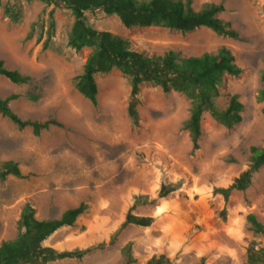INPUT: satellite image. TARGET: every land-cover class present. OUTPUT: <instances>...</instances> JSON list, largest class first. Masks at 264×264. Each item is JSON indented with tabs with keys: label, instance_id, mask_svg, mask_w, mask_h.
Returning <instances> with one entry per match:
<instances>
[{
	"label": "rangeland",
	"instance_id": "rangeland-1",
	"mask_svg": "<svg viewBox=\"0 0 264 264\" xmlns=\"http://www.w3.org/2000/svg\"><path fill=\"white\" fill-rule=\"evenodd\" d=\"M205 2L223 5L218 16L229 21L236 38L205 26L188 31L125 27L115 14L85 12L91 27L121 36L139 52L174 50L190 56L221 46L231 51L241 71L222 76L213 101L222 109L236 94L243 105L241 120L227 128L203 111L198 148L192 149L182 126L189 112L182 93L142 82L136 95L138 124L133 125L126 110L129 78L111 69L94 75L93 105L72 83L91 48L68 45L70 10L41 0H0V59L6 68L29 76L27 82L12 83L0 75V96L17 95L8 103L22 119L60 123L35 135L31 126L20 129L0 114V164L13 160L21 172L0 179V243L20 230L17 220L25 203L37 218L49 219L85 202L73 225L59 228L42 244L86 252L44 264H123L121 249L127 242L129 264H146L158 256L162 264H247V245L264 246V238L253 234L245 220L252 212L264 224V165L246 189L232 190L227 200L213 192L248 166L250 146L264 148V100L256 99L263 86L264 0H192L191 6L197 10ZM5 4L19 8L17 22L3 13ZM51 9L54 33L43 47L45 34L37 38ZM31 24V36L25 38ZM169 185L177 187L158 198L162 186ZM128 211L153 220L148 226L120 227Z\"/></svg>",
	"mask_w": 264,
	"mask_h": 264
},
{
	"label": "trees",
	"instance_id": "trees-1",
	"mask_svg": "<svg viewBox=\"0 0 264 264\" xmlns=\"http://www.w3.org/2000/svg\"><path fill=\"white\" fill-rule=\"evenodd\" d=\"M46 4H62L73 15L68 45L75 50L90 47L82 71L72 79L75 89L93 105L96 104L97 83L94 75L98 72L106 73L111 69L119 70L129 78L130 93L127 103V114L133 125L138 124L136 110L137 93L142 82H149L160 87L163 92L171 90L182 93L189 100V112L183 122V128L188 131L192 149L198 148V138L201 133L200 119L203 111L227 128L241 120L242 103L236 94L228 98L227 105L220 109L213 99L219 94L218 85L224 74L238 75L241 68L234 62L231 51L221 46L216 52H203L199 55L182 56L174 50H167L161 54H147L130 48L126 39L108 30H98L91 27L85 17V12L101 9L106 14H115L125 27L162 25L168 28L188 31L199 26H205L220 35L232 38L238 36L229 21L218 16L223 10L221 3L205 2L201 8H192V0H41ZM2 11L12 22L20 19L21 12L15 4H5ZM46 29L38 35L45 38L42 46L46 47L54 33L52 9L48 12ZM33 24L25 35L31 36ZM0 75L12 83H24L29 80L15 69H8L0 59ZM263 86L257 91L256 99L264 100V58L263 70L260 74ZM10 94L0 96V114L6 117L18 128L31 126L35 135L49 124H60L57 121H36L20 118L9 106V101L16 98ZM264 113V107L262 108ZM250 161L248 166L235 176L227 186L213 188L214 193L222 195L227 200L232 190H244L250 184L252 174L264 165V148L250 146ZM20 176L18 164L13 160H6L0 164V179L7 176ZM177 186H162L158 198L164 197ZM153 201L155 199H152ZM134 202H137L136 200ZM264 211V200L262 203ZM86 209L85 202L64 209L58 217L39 219L35 216L34 208L25 203L17 220L20 230L14 238L0 243V264H44L47 261L64 257H81L85 250H56L43 245L42 242L53 232L64 226L73 225L76 218ZM151 216L134 215L130 211L125 215L120 227L133 223L148 226L152 222ZM248 229L255 235L264 238V224L249 212L245 216ZM125 259L123 264L132 260L131 243L127 242L121 249ZM162 256L150 258L146 264H162ZM247 264H264V246L250 242L245 249ZM202 264V263H193Z\"/></svg>",
	"mask_w": 264,
	"mask_h": 264
}]
</instances>
